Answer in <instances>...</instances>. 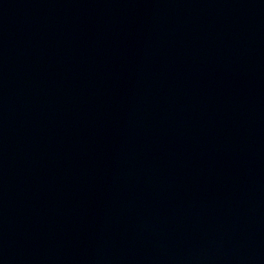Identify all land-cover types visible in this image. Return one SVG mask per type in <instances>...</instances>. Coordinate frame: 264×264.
I'll use <instances>...</instances> for the list:
<instances>
[{"label":"water","instance_id":"95a60500","mask_svg":"<svg viewBox=\"0 0 264 264\" xmlns=\"http://www.w3.org/2000/svg\"><path fill=\"white\" fill-rule=\"evenodd\" d=\"M0 264H264V0H0Z\"/></svg>","mask_w":264,"mask_h":264}]
</instances>
